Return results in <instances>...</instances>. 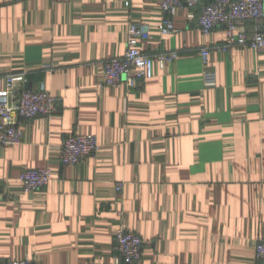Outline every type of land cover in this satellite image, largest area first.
I'll return each mask as SVG.
<instances>
[{
	"label": "crops",
	"instance_id": "0c3cea01",
	"mask_svg": "<svg viewBox=\"0 0 264 264\" xmlns=\"http://www.w3.org/2000/svg\"><path fill=\"white\" fill-rule=\"evenodd\" d=\"M161 4L0 0V73L26 72L58 100L51 118L20 120V143L0 145V264H112L121 223L145 240L137 264H264V51L215 48L224 27L203 36L200 5L184 6L174 33L154 27L139 41L175 60L155 61L136 87L103 84L102 61L125 52L130 23H160ZM71 134H94L100 148L64 166ZM40 167L50 183L27 191L22 171Z\"/></svg>",
	"mask_w": 264,
	"mask_h": 264
},
{
	"label": "built area",
	"instance_id": "2783aa9c",
	"mask_svg": "<svg viewBox=\"0 0 264 264\" xmlns=\"http://www.w3.org/2000/svg\"><path fill=\"white\" fill-rule=\"evenodd\" d=\"M200 5L198 30L208 37L218 26H223L226 40L215 48L228 51L232 47L251 46L264 51V0H212L202 3L201 0H162L163 19L154 25L147 22H132L128 28L127 48L121 56L102 61L103 84L116 87L126 84L136 87L145 79L154 75L155 61L162 66L178 57L177 51L160 53L154 56L144 53L139 48V41L150 38L152 28L162 34L176 31L174 15L184 6ZM253 21L254 31L249 34L247 22ZM207 43L201 48V56L206 63L210 54ZM50 67V66H48ZM26 72L0 73V145L18 144L22 141L21 119H32L37 116L51 118L58 109L57 97L44 83L36 89L28 87ZM100 148L94 134H71L64 139L60 149V159L64 166L76 165L84 158L95 154ZM52 179L49 167L24 169L20 175L27 191H38L45 188ZM123 183L117 185L122 191ZM123 217V212L119 211ZM114 239L118 255L112 264H137L143 255L145 240L123 223L114 230ZM256 258L264 262V238L256 244ZM7 264H39L34 258L26 257L10 260Z\"/></svg>",
	"mask_w": 264,
	"mask_h": 264
}]
</instances>
